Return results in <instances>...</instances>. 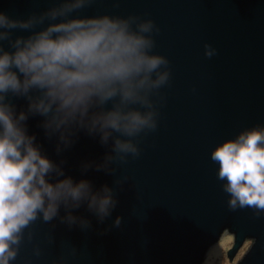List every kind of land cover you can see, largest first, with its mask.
<instances>
[{"label": "clouds", "instance_id": "obj_1", "mask_svg": "<svg viewBox=\"0 0 264 264\" xmlns=\"http://www.w3.org/2000/svg\"><path fill=\"white\" fill-rule=\"evenodd\" d=\"M92 3L55 0L27 18L0 11V264H15L27 245L31 255L24 264L44 254L35 242L37 224L58 219L69 229L87 231L91 221L74 214L82 206L99 223L110 217L117 189L131 181L123 167L141 156L142 137L158 128L159 107L167 101L162 89L172 79L171 61L155 51L159 26L138 15L78 14ZM202 48L205 58L216 54L207 42ZM14 98H23L26 106L18 110ZM37 116L45 137L55 140L59 161L28 130L29 118ZM81 131L108 149L99 162L83 161L81 172L113 175L114 187L94 188L88 179L65 174L62 154ZM209 155L228 208L264 214V125L242 128ZM121 222L117 216L113 226ZM47 241L56 243L51 229ZM59 248L51 264L81 253L65 241ZM221 262L222 249L211 245L202 264Z\"/></svg>", "mask_w": 264, "mask_h": 264}, {"label": "water", "instance_id": "obj_2", "mask_svg": "<svg viewBox=\"0 0 264 264\" xmlns=\"http://www.w3.org/2000/svg\"><path fill=\"white\" fill-rule=\"evenodd\" d=\"M54 2L0 0V11L27 18ZM78 14L153 19L160 28L155 51L171 61V85L162 89L167 101L159 107L157 130L142 137L141 156L123 167L131 181L117 189L111 216L99 223L82 206L74 214L91 221L87 231L69 229L58 219L54 228L37 224L35 242L44 254L31 264H51L61 241L81 250L65 264H202L224 232L233 235L226 250L229 260L249 240L234 264H264V214L228 208L218 166L209 155L216 143L242 128L264 125V0H93ZM205 42L216 49L211 58L203 56ZM13 102L18 110L26 106L23 98ZM41 121L30 117L28 130L59 161L55 140L45 137ZM107 151L98 137L81 131L62 154L65 174L88 179L94 188L114 187L115 176L80 168L83 161H101ZM117 216L122 222L114 227ZM49 229L56 238L53 246L47 241ZM30 255L27 245L15 264H24Z\"/></svg>", "mask_w": 264, "mask_h": 264}, {"label": "rangeland", "instance_id": "obj_3", "mask_svg": "<svg viewBox=\"0 0 264 264\" xmlns=\"http://www.w3.org/2000/svg\"><path fill=\"white\" fill-rule=\"evenodd\" d=\"M232 240H233V235L229 232H224L220 236V238L215 243L212 244V245H215L218 243L220 248L222 249V262H221V264H234V263H236L237 260L242 256V254L244 253V251L246 250L247 246L250 243L249 240L244 241V243L239 247V249L237 250V252L233 256V258L229 260V257L227 255L226 250L231 246Z\"/></svg>", "mask_w": 264, "mask_h": 264}]
</instances>
